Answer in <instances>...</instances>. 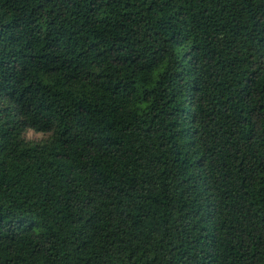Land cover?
Masks as SVG:
<instances>
[{
	"label": "trees",
	"instance_id": "obj_1",
	"mask_svg": "<svg viewBox=\"0 0 264 264\" xmlns=\"http://www.w3.org/2000/svg\"><path fill=\"white\" fill-rule=\"evenodd\" d=\"M0 264H264V0H0Z\"/></svg>",
	"mask_w": 264,
	"mask_h": 264
},
{
	"label": "rangeland",
	"instance_id": "obj_2",
	"mask_svg": "<svg viewBox=\"0 0 264 264\" xmlns=\"http://www.w3.org/2000/svg\"><path fill=\"white\" fill-rule=\"evenodd\" d=\"M26 136L30 139H33V140H39L43 137V134L42 133H37L33 130H29L27 133H26Z\"/></svg>",
	"mask_w": 264,
	"mask_h": 264
}]
</instances>
